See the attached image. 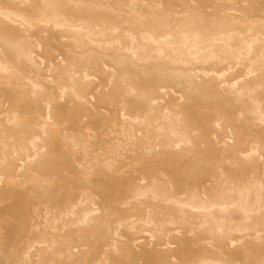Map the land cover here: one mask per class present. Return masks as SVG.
<instances>
[{"label":"rangeland","instance_id":"374dc122","mask_svg":"<svg viewBox=\"0 0 264 264\" xmlns=\"http://www.w3.org/2000/svg\"><path fill=\"white\" fill-rule=\"evenodd\" d=\"M262 203L264 0H0V264H264Z\"/></svg>","mask_w":264,"mask_h":264},{"label":"bare ground","instance_id":"6f19581e","mask_svg":"<svg viewBox=\"0 0 264 264\" xmlns=\"http://www.w3.org/2000/svg\"><path fill=\"white\" fill-rule=\"evenodd\" d=\"M98 4V3H97ZM40 12V11H39ZM40 17V16H39ZM63 18V17H62ZM51 19V18H50ZM239 24V23H238ZM66 25V24H65ZM81 25V24H80ZM194 25V24H193ZM221 26H222V24H220ZM254 25V24H253ZM77 26V25H76ZM223 27V26H222ZM192 29V27H189V29ZM194 28V27H193ZM231 28V27H230ZM25 29V28H24ZM195 29V28H194ZM214 29H215V27H214ZM213 29V30H214ZM217 29V28H216ZM234 29V28H233ZM219 30V29H218ZM252 30V29H251ZM254 31V30H253ZM195 32V31H194ZM217 32V31H216ZM218 32H220V30L218 31ZM193 33V32H192ZM198 33V32H197ZM11 34V33H10ZM125 34V33H124ZM128 34V33H127ZM209 34V33H208ZM211 34V33H210ZM213 34V33H212ZM220 34V33H219ZM126 35V34H125ZM215 36H216V34H214ZM128 36V35H127ZM129 38V37H128ZM6 43V42H5ZM85 47V46H84ZM137 50V49H136ZM162 53V52H161ZM2 55V54H1ZM78 59H79V57H78ZM86 59V58H85ZM209 60V59H208ZM246 88V87H245ZM252 88V87H251ZM190 90V89H189ZM239 101V100H238ZM155 122H156V120H154ZM205 122V121H204ZM160 129V128H159ZM164 149V148H163ZM196 175V174H195ZM194 175V176H195ZM189 180V179H188ZM243 190V189H242ZM250 191V190H249ZM244 192H245V190H244ZM247 194V193H246ZM224 195V194H223ZM229 195V194H228ZM240 195V194H239ZM238 195V196H239ZM251 195V194H250ZM237 196V197H238ZM245 196V195H244ZM244 196H243V198L242 197H240L238 200H237V198L234 200V203H235V205H236V207L237 208H240V209H245V207H246V197L244 198ZM219 197V196H218ZM217 197V198H218ZM232 198V197H231ZM248 198H250V196L248 197ZM213 199H215V198H212V200ZM220 199V198H219ZM225 199V198H224ZM258 199V198H257ZM256 199V200H257ZM225 200H227V199H225ZM229 201H230V199H228ZM237 200V201H236ZM233 201V200H232ZM258 201V200H257ZM262 204H264V203H262ZM216 205H221V203H219L218 201H216ZM249 205V204H248ZM256 205V204H255ZM225 206H228V205H225ZM259 206H261V205H259ZM262 206H264V205H262ZM262 206H261V208H262ZM231 207H233V206H231ZM209 208H210V206H209ZM212 208V207H211ZM218 208V207H217ZM235 208V207H234ZM236 208V209H237ZM254 208V207H253ZM256 208V207H255ZM223 209H221V211H222ZM259 210V209H258ZM239 213H243V212H239ZM75 215V214H74ZM77 215H79V214H77ZM224 221V220H223ZM62 223V222H61ZM45 242V241H44ZM46 244V243H45ZM28 251V250H27ZM61 255V254H60ZM62 256V255H61Z\"/></svg>","mask_w":264,"mask_h":264}]
</instances>
